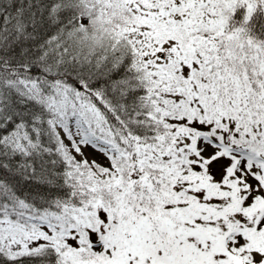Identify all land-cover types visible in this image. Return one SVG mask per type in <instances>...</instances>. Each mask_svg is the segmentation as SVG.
<instances>
[{
  "label": "snow or ice",
  "instance_id": "6c2138e0",
  "mask_svg": "<svg viewBox=\"0 0 264 264\" xmlns=\"http://www.w3.org/2000/svg\"><path fill=\"white\" fill-rule=\"evenodd\" d=\"M0 264H264V0H0Z\"/></svg>",
  "mask_w": 264,
  "mask_h": 264
}]
</instances>
